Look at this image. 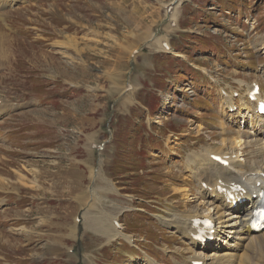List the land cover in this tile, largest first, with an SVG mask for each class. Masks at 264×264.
Instances as JSON below:
<instances>
[{
  "label": "rangeland",
  "instance_id": "1",
  "mask_svg": "<svg viewBox=\"0 0 264 264\" xmlns=\"http://www.w3.org/2000/svg\"><path fill=\"white\" fill-rule=\"evenodd\" d=\"M174 1L25 0L10 13L15 32L0 19V36H11L0 56V93L8 92L18 103L0 113V174L8 179L0 184V264L137 262H128L136 250L111 238L116 227L118 238L131 242L113 223L118 214L109 220L111 228L98 222L105 235L93 224L117 211L125 231L140 237L143 248L150 247L151 235L178 249L179 233L151 219L156 212L184 209L185 198L175 195L172 185H188L192 192L198 186L182 171L186 153L206 143L218 148L221 139L214 125L227 117L215 109V91L184 62L208 66L226 80L232 75L258 79L264 88V0H184L168 20L167 7ZM176 19L181 27L170 38L182 52L175 55L182 58L160 51L166 50L164 41L170 44L165 36L152 37L164 35ZM159 90L164 93L157 94ZM137 99L151 108L156 137L176 133L167 145L172 152L155 136L146 137V109ZM228 99L222 97L221 112ZM224 121L220 125L226 128ZM255 121L250 116L254 132ZM254 135L264 139V133ZM196 139L200 141L192 144ZM198 153L188 154L189 169L199 165ZM104 154L113 180L102 169ZM93 165L97 172H87ZM31 168L39 187H28L19 176L22 172L34 179ZM98 174L101 180H96ZM186 201L191 209H202L193 194ZM166 224L182 233L173 222ZM107 235L116 240L109 242ZM254 248L251 264H264V249ZM172 254L174 260L190 259L182 248Z\"/></svg>",
  "mask_w": 264,
  "mask_h": 264
},
{
  "label": "bare ground",
  "instance_id": "2",
  "mask_svg": "<svg viewBox=\"0 0 264 264\" xmlns=\"http://www.w3.org/2000/svg\"><path fill=\"white\" fill-rule=\"evenodd\" d=\"M17 1L18 0H0V9H2L8 2L15 4ZM7 36V33H5L4 36H0V56L6 53L3 51L6 49L3 43L5 40L7 42ZM9 42H11V39ZM81 51L83 52L84 49L81 48ZM228 105L229 104L224 106L223 110ZM242 108L250 110V106L246 103H243L242 107L238 108L236 113L230 114L229 117L230 119H233L235 116H237L236 120L238 124L241 123L240 125H242V122L244 121L243 119L246 116V113H243ZM247 113L251 115L253 119H256V121L253 123V128L256 131L250 132L253 134V137H250V140L245 141L241 136H236L234 139L223 136L221 137V143L216 150L208 151L206 154L198 153V156H200L199 165L195 169H191V171L192 175L194 174L198 180H202L203 177H205L206 181H208L199 182L198 192L202 195V200L200 202L204 203L203 208L201 210H184L183 212H178L175 210L169 211L166 217L161 219L165 223L173 222L175 226L182 231L181 234H183V237L185 238L189 247L190 244L193 245L194 249L192 250H194L195 254L199 252L198 250H203L204 248H207V246L213 248L210 254H197L198 256L203 257L205 261L204 264L209 263L208 259H213L211 262L212 264H251L252 262L250 257L255 250L254 245H257L260 250L264 249V231L260 232L259 234H252V232L249 233V230H252L250 226V220L259 201V193L262 189H264V139L258 138L254 135H257V132L260 134L264 133V116L258 115L256 111L253 115L250 112ZM199 132L200 129L198 127L197 133ZM255 143L258 145L257 150L250 151V154H247L245 157V161H239V157L242 155L240 147ZM227 147H229V151H225L228 149ZM213 155H229L230 165L226 167L222 166L216 159L212 157ZM32 171L34 174L36 173L35 169H32ZM168 171L171 172V170ZM23 174L21 172L19 173V176L28 187H39V178L36 174L34 179H30L28 176ZM1 175L2 174H0V184L8 183L6 182L8 179ZM258 183L260 184L258 185ZM233 184L241 185L246 190V193H243L242 190L235 191L234 194L237 199L243 196L249 197L250 202L243 208L239 206L235 207L234 199L229 200L226 193L220 192L222 191L221 188L218 189V185H223V187L230 189ZM172 187L175 189L174 193L186 191L184 196L188 197V188L176 187L175 185ZM117 214L119 215V212ZM204 217L209 218L215 223V231L212 234L213 240L206 242L199 241L195 238L194 234L196 233V230L192 226L195 219ZM218 227H222V230L218 231ZM120 234V231H118L115 227L113 229L111 238H118V235ZM124 234L126 233L124 232ZM231 235H233V239ZM234 235H236L235 239ZM233 240L237 242H234ZM195 260L201 259L196 257ZM129 264L140 263L131 262ZM142 264L156 263L147 260ZM180 264H188V262L183 261Z\"/></svg>",
  "mask_w": 264,
  "mask_h": 264
}]
</instances>
